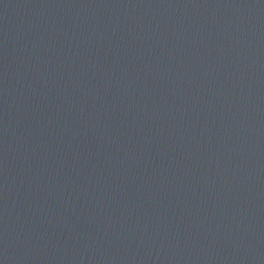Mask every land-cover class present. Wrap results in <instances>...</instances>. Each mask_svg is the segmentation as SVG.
<instances>
[{"label":"water","instance_id":"1","mask_svg":"<svg viewBox=\"0 0 264 264\" xmlns=\"http://www.w3.org/2000/svg\"><path fill=\"white\" fill-rule=\"evenodd\" d=\"M0 264H264V0H0Z\"/></svg>","mask_w":264,"mask_h":264}]
</instances>
